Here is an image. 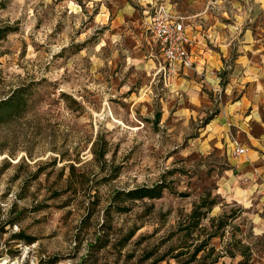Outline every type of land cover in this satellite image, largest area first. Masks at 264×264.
Instances as JSON below:
<instances>
[{"label": "rangeland", "instance_id": "rangeland-1", "mask_svg": "<svg viewBox=\"0 0 264 264\" xmlns=\"http://www.w3.org/2000/svg\"><path fill=\"white\" fill-rule=\"evenodd\" d=\"M160 6L219 69L158 72ZM17 90L0 106V264H264V188L233 170L257 148L240 120L264 129V0H0V102ZM143 187L161 192L128 193Z\"/></svg>", "mask_w": 264, "mask_h": 264}, {"label": "built area", "instance_id": "built-area-1", "mask_svg": "<svg viewBox=\"0 0 264 264\" xmlns=\"http://www.w3.org/2000/svg\"><path fill=\"white\" fill-rule=\"evenodd\" d=\"M150 18L147 30L162 59L158 72L170 80L177 72L194 67L195 61L190 50L192 41L185 17L175 14L170 8L160 6ZM233 151L241 154L245 149L237 145Z\"/></svg>", "mask_w": 264, "mask_h": 264}, {"label": "crops", "instance_id": "crops-1", "mask_svg": "<svg viewBox=\"0 0 264 264\" xmlns=\"http://www.w3.org/2000/svg\"><path fill=\"white\" fill-rule=\"evenodd\" d=\"M145 2H152L153 0H143ZM186 18V17H185ZM190 32V31H189ZM191 37V45H190V50L193 55L195 64L194 67L192 68H187L183 69L180 72H177L176 75L173 77L174 79L178 78L180 75L186 76L184 78L187 81H193L195 79L190 80L189 77L192 78L195 72L200 73V69L202 67H206V69L209 72H213V70L219 69L221 67V62L222 59L221 57H218L216 52L214 51H209L207 49H199L198 52H196V46L193 44V37L190 33ZM149 51H152L151 53L153 54L156 52L154 46H150ZM160 56V55H159ZM152 61V59H149L146 63L149 64ZM162 61L161 56L159 60V65L160 62ZM149 62V63H148ZM188 76V77H187ZM207 78L209 75L206 76ZM241 100H238L236 102H233L227 110H225V114H218L211 122H209V125L211 126L212 130L215 132L214 135L217 137V139L220 138V136H226L228 134V129L225 128L226 124H230L228 122L229 119V113H232L233 111L237 112L236 114H241L240 111L236 110H241V105H238ZM235 114V115H236ZM233 115V116H235ZM212 122H215L212 123ZM208 123V122H207ZM244 121L241 119L239 124L237 126L240 128L237 130V133H241L242 131L245 133L243 134L245 141L244 143H241L243 145H246L250 143L251 145H255L257 148H251L249 150L248 158L246 162H243L241 165H238L236 168H233L235 171H239L241 175H243V178H247L248 180L251 178H256L259 179V183L261 186L264 188L263 185V180H264V129L260 132L259 135H254L252 131V126L247 127L245 124H243ZM223 129V130H222ZM247 132V133H246ZM252 136L250 139L246 136ZM250 169V170H249ZM240 175V176H241ZM246 176V177H245Z\"/></svg>", "mask_w": 264, "mask_h": 264}, {"label": "trees", "instance_id": "trees-1", "mask_svg": "<svg viewBox=\"0 0 264 264\" xmlns=\"http://www.w3.org/2000/svg\"><path fill=\"white\" fill-rule=\"evenodd\" d=\"M20 90H17L16 93H13L11 96H9L7 99H4L0 102V106H8L9 108H12V107H15V105H19L21 103V97H20ZM160 114H158L157 116H159ZM104 157V153H97V158L98 159H102ZM157 190V195L160 194V190H161V187L160 188H156V187H143V188H139V189H134V190H131L129 191L128 193L130 195H133V196H136V197H144V196H154L155 193H153V191ZM205 213L202 212V211H194L193 212V218L197 217V222H199L200 218L202 217V215H204ZM200 250V248L198 247L196 249L195 252H198ZM243 254H245L243 252Z\"/></svg>", "mask_w": 264, "mask_h": 264}]
</instances>
